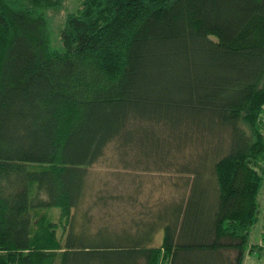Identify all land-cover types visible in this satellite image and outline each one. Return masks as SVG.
Segmentation results:
<instances>
[{
	"label": "trees",
	"instance_id": "16d2710c",
	"mask_svg": "<svg viewBox=\"0 0 264 264\" xmlns=\"http://www.w3.org/2000/svg\"><path fill=\"white\" fill-rule=\"evenodd\" d=\"M263 113L264 0H0V264H243ZM197 140L186 194L93 228L89 168L110 143Z\"/></svg>",
	"mask_w": 264,
	"mask_h": 264
},
{
	"label": "rangeland",
	"instance_id": "374dc122",
	"mask_svg": "<svg viewBox=\"0 0 264 264\" xmlns=\"http://www.w3.org/2000/svg\"><path fill=\"white\" fill-rule=\"evenodd\" d=\"M79 4L80 0H68L70 11H76ZM199 145L197 140L196 147L187 144L179 152L159 156L147 154L138 142L127 146H121L119 141L110 143L104 155L89 168L82 208H90L93 228L107 225L120 231L136 226L139 221H150L164 204L186 194L192 174L182 172L179 163L195 158L200 152ZM262 193L264 203L263 190ZM163 234V228L159 229L156 244L161 243ZM250 244L255 245L254 249L247 248L243 264H264L263 210L252 228Z\"/></svg>",
	"mask_w": 264,
	"mask_h": 264
}]
</instances>
